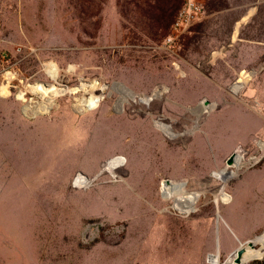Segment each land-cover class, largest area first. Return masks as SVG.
<instances>
[{"label": "rangeland", "instance_id": "rangeland-1", "mask_svg": "<svg viewBox=\"0 0 264 264\" xmlns=\"http://www.w3.org/2000/svg\"><path fill=\"white\" fill-rule=\"evenodd\" d=\"M128 2L0 0V264L264 260V0Z\"/></svg>", "mask_w": 264, "mask_h": 264}, {"label": "trees", "instance_id": "trees-1", "mask_svg": "<svg viewBox=\"0 0 264 264\" xmlns=\"http://www.w3.org/2000/svg\"><path fill=\"white\" fill-rule=\"evenodd\" d=\"M128 4L134 6L135 12L139 11L137 19L145 26L146 30L144 31L146 34H149L153 38L155 36L162 38L163 36L167 37L169 35V28L180 7V0H129ZM142 4L144 7L141 6ZM121 14L123 15V13ZM258 259L254 258L249 263L264 264V260L254 261Z\"/></svg>", "mask_w": 264, "mask_h": 264}, {"label": "built area", "instance_id": "built-area-1", "mask_svg": "<svg viewBox=\"0 0 264 264\" xmlns=\"http://www.w3.org/2000/svg\"><path fill=\"white\" fill-rule=\"evenodd\" d=\"M203 13L202 0H180V7L170 25V32L163 41V46L168 49L173 47L177 40L186 34L189 29L200 20ZM86 178V177H85ZM75 180V177L72 180Z\"/></svg>", "mask_w": 264, "mask_h": 264}, {"label": "water", "instance_id": "water-1", "mask_svg": "<svg viewBox=\"0 0 264 264\" xmlns=\"http://www.w3.org/2000/svg\"><path fill=\"white\" fill-rule=\"evenodd\" d=\"M113 84H119L121 87H123V85H121L120 83H118V82H113V83H111V85H113ZM124 89H126L125 87H123ZM126 90H128V89H126ZM154 90V89H153ZM153 90L152 91H150V94L153 92ZM208 103V101L207 100H202L201 102H199L197 105H195L194 107H191V108H187V111H189L190 113H194L195 111H197L202 105H206ZM115 106H116V108L118 109H120V107H119V105H117V103L115 104ZM113 111V113H115V114H118L120 111L119 110H112ZM235 155H236V153L235 152H233V153H231L229 156H228V158L226 159V166H231L233 163H234V160H235ZM163 183H165V184H167V183H169V181L168 180H163ZM241 250H242V247H241V245H239L238 246V248L236 249V252L238 253V254H240L241 253Z\"/></svg>", "mask_w": 264, "mask_h": 264}, {"label": "bare ground", "instance_id": "bare-ground-1", "mask_svg": "<svg viewBox=\"0 0 264 264\" xmlns=\"http://www.w3.org/2000/svg\"><path fill=\"white\" fill-rule=\"evenodd\" d=\"M84 84H86V85H90L91 83H84ZM120 89V88H123V87H121L119 84H113L112 86H111V88H110V90L111 91H113V90H115L116 91V89ZM124 89V88H123ZM124 90H126V89H124ZM111 91L109 92V94L111 93ZM126 91H128L129 93H132V94H135V93H133V92H130L129 90H126ZM141 95H143V94H141ZM117 105H119L118 103H117ZM119 107H121L120 105H119ZM258 242H259V244H260V246H264V232L259 236V238H258ZM259 253L261 254V255H264V248H261L260 250H259ZM262 258H263V256H262Z\"/></svg>", "mask_w": 264, "mask_h": 264}, {"label": "crops", "instance_id": "crops-1", "mask_svg": "<svg viewBox=\"0 0 264 264\" xmlns=\"http://www.w3.org/2000/svg\"><path fill=\"white\" fill-rule=\"evenodd\" d=\"M203 3V2H202ZM251 260H248L245 264H249V262H250Z\"/></svg>", "mask_w": 264, "mask_h": 264}]
</instances>
